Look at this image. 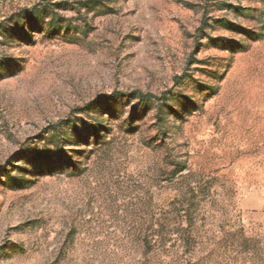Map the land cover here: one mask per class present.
Listing matches in <instances>:
<instances>
[{
    "label": "rangeland",
    "instance_id": "1",
    "mask_svg": "<svg viewBox=\"0 0 264 264\" xmlns=\"http://www.w3.org/2000/svg\"><path fill=\"white\" fill-rule=\"evenodd\" d=\"M0 264H264V0H0Z\"/></svg>",
    "mask_w": 264,
    "mask_h": 264
},
{
    "label": "trees",
    "instance_id": "2",
    "mask_svg": "<svg viewBox=\"0 0 264 264\" xmlns=\"http://www.w3.org/2000/svg\"><path fill=\"white\" fill-rule=\"evenodd\" d=\"M34 9L31 10L30 12H33L34 13ZM169 93H164L163 95H161V97H157V96H153L151 94H148V95H144V94H141L139 95V98L142 99L143 101L144 100H149V99H152V100H157V101H161L163 99H165L167 97ZM136 94H132L130 96L127 95V97H132V96H135Z\"/></svg>",
    "mask_w": 264,
    "mask_h": 264
}]
</instances>
